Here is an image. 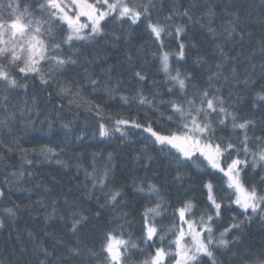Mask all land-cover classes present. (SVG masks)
Segmentation results:
<instances>
[{"label":"snow or ice","instance_id":"6c2138e0","mask_svg":"<svg viewBox=\"0 0 264 264\" xmlns=\"http://www.w3.org/2000/svg\"><path fill=\"white\" fill-rule=\"evenodd\" d=\"M181 8L172 4L163 18L159 14L154 18L156 0H0V129L10 132L17 114L20 117L33 112L40 114L34 93L31 103L25 99L23 104H11L10 100L13 93L19 95L18 90L27 96L30 83L35 87L38 82L47 94V102H55L53 111L57 116L73 107L92 114L97 121L93 138L97 135L110 138L116 133L126 137L128 127L147 133L146 139L169 158V165L176 173L173 179L178 185L183 186L192 168L202 174L199 183L205 197V208L197 214L198 205L192 197L180 198L178 206H173L157 183L148 179L133 181L134 198L139 195L146 201L139 213L137 236L129 230L132 222L122 210V205L127 203L125 186L111 185L112 154H108L102 168L96 163L99 154H93L91 171L83 169V188L89 199L99 190L101 195L95 196L97 210L86 215L65 197L67 216H57L54 201L52 212L44 217L45 222L58 219L73 241L68 244L46 232L54 240L53 251L38 243L33 247L35 258L26 264H221L219 255H225L240 243L241 236L235 233L242 234L244 226L254 218L264 221V59L260 64V78L255 79L256 65L251 63L255 52L246 57L251 72L241 66L240 53L230 54L232 50L226 51L224 44H216L210 57L202 54L197 43L187 39L188 23H177L178 17H186L188 22L193 20L190 8ZM204 15L213 17L215 12L209 7ZM115 26L122 30L125 26L129 30L143 28L150 47L141 45L134 52L129 51L126 71L138 84L147 83L149 76L144 64L150 58L163 73L162 83L153 80L150 95L142 89L125 95L121 93L119 81L112 86L101 85L87 69L83 79L92 92L102 90L109 99L119 96L122 104L144 109L142 121L107 114L102 105L82 94L84 86L79 81L61 82L68 73L86 63L82 49L88 44L108 37L120 39ZM238 28L239 25L230 23L224 29L225 42L237 36L238 42H242L251 36L250 32ZM207 30L215 38L216 30L210 26ZM258 43L264 58V39ZM140 60L143 64L137 63ZM105 74L111 79L110 70ZM225 89H228L227 95ZM244 100L249 102V115L242 114L239 107ZM153 115L157 116V128L153 127ZM45 120L51 135L57 121L48 116ZM28 124L34 126L35 121L29 119ZM71 125L72 121L60 122L65 137L72 132ZM85 136L81 132L75 139L83 141ZM13 143L21 153V168L23 164L34 163L29 158L30 152L43 157L35 163H51L54 159L62 168L68 167L66 161L58 158L64 150L60 143L44 144L38 149L20 147L18 139ZM5 147L13 151L7 144ZM145 156L153 159L147 151ZM75 167L78 176L81 165ZM24 174L21 170L9 175L19 179ZM87 181H91L90 186ZM13 182L5 177L4 185L10 187ZM5 197V190L0 187V199ZM233 205L243 219L232 216V222L225 225L224 213ZM169 208L172 209L171 226L166 227L162 221L169 219ZM108 209L113 215L111 219H104L103 213ZM19 210L20 206L13 203L4 207L2 213L10 219ZM93 220L98 247L89 246L81 238L82 231ZM3 226L4 220H0V227ZM58 245L63 250L56 255ZM133 256L141 259L133 261ZM247 264H264V253Z\"/></svg>","mask_w":264,"mask_h":264},{"label":"trees","instance_id":"16d2710c","mask_svg":"<svg viewBox=\"0 0 264 264\" xmlns=\"http://www.w3.org/2000/svg\"><path fill=\"white\" fill-rule=\"evenodd\" d=\"M6 2V0H5ZM264 3L262 0H258L257 4L253 5L251 2L248 4V6L252 7V9L249 11L250 15L246 18V21L249 22V25L251 28L252 26L254 27L253 31L256 33H259V31H262L264 34V15L257 10L258 4ZM209 5H212L213 2L206 3ZM171 5V4H170ZM166 2L162 3H157V9H156V14L162 13V15H166L168 12V7L170 6ZM177 6H182L181 10L183 8H190L191 13L196 10L197 6L194 2L192 3H186V4H176ZM235 14L237 13L234 11ZM155 14V13H154ZM216 17L219 22L220 26L224 25V22L219 19L216 16V13L213 17H207L203 14V28L205 29V32H208V25L211 27V23L206 22V18H208L210 21ZM263 17V18H262ZM186 18V17H185ZM187 20V18H186ZM186 20L183 18H177V23L181 21V23H185ZM216 21V28L212 25V28L216 30V33H219V25ZM257 21V22H256ZM231 24H233L231 22ZM242 28V26H240ZM142 28V27H141ZM137 29V33L140 32V29ZM242 29H246V27H243ZM114 30L116 31V34L120 36V39L118 41L113 40L111 37H108L107 39H102L96 43L88 44L83 51V57L82 59L86 61V63H83L82 66L87 69V73L90 74L93 78L98 79L99 76H102V80L100 81L103 82V84L107 83L109 86H112L113 84L116 83V81L120 82L121 86V93L125 95H131L134 94V88H138L139 85L144 86L142 90L146 95H150V92L152 90V83L151 79L149 77V81L147 83H140L138 84L131 76L130 73L126 71L127 69V56L129 51L134 52L135 48L141 46V45H148L150 47V42L145 41L144 35H137L135 33V29L131 30V33H128L127 26H125V29H120L119 26H115ZM125 33L127 34V39L125 38ZM142 34V33H141ZM209 35H212L210 32L208 33ZM141 36V41L137 42V38ZM218 40L215 43L219 44H224L225 45V50L231 49L232 52L230 54H237L240 53V61H241V66L243 68H248L245 66L246 63V57H248L251 53L250 48L248 47V50L245 52L240 48L241 46L236 43V40L238 41V36L236 39H230L225 42V39L221 36H217ZM201 51L202 54H205L206 56L210 57L214 51L215 45L211 48V50H207L205 48V43L203 42H198L195 41ZM243 47V46H242ZM246 47V46H244ZM259 49L257 50V52ZM148 58V57H146ZM259 58H262L261 55L256 56L255 58L251 60V63L257 64L259 63ZM209 62L211 60L209 59ZM138 64H143V60L137 61ZM158 67V65L153 62L149 58V63L144 64V67ZM81 67V66H80ZM125 69V71L123 70ZM106 70H110V75L111 79H109V76L105 74ZM122 70V71H121ZM249 71V69H248ZM121 74L125 75V78L121 76ZM83 75L81 74L79 67L75 68L72 72L68 73L67 76L63 77L61 82L63 83L64 80H69V81H79L84 87L83 91L84 92H89L90 91V86H88L87 80L83 79ZM206 78V76L204 77ZM124 86V89H123ZM51 90V89H50ZM19 95L16 93H13L11 95V104H17L15 102L20 101L23 103L25 99L31 103V97L32 94L38 93V94H46L44 91L40 89L38 86H32L30 83L29 89H28V95L25 96L23 90H18ZM228 89H225L224 94L227 95ZM119 98V96H117ZM102 107H104L105 112L107 114L111 115H116L119 114L121 117L126 118V119H135L138 121H142V118L144 117V109L138 108L135 105H124L121 103L120 100L115 99L114 102H110V99L108 96L104 93L103 100L101 102ZM75 108V107H73ZM72 108V109H73ZM77 111V110H76ZM134 111H139L136 114H133ZM161 111H163V108H161ZM62 116L65 117H57V114L54 111L51 110H46L43 114V117L45 119V116H48L49 119H54L59 122H67L70 121L68 117L73 116L71 111L68 109H64L61 114ZM77 114H75V118L77 119ZM158 115V114H157ZM80 118L81 121H84L83 127H79L77 129H72V132L69 133L66 137V142L65 139H61L59 137L54 136L49 138V140L44 141L41 139V136L36 134L31 128H25L24 125L27 120L30 119V113L27 114L26 117H20L19 114H17V120L18 119H25L23 121V131L19 133H15L13 129L9 132L7 129H0V140L3 141V143H0V187H3L5 192H6V197L4 199H0V211L2 212V209L6 206H12L13 203L18 204L20 206V210L17 212L18 215L22 216L23 219H26L27 216H31L34 224L31 226H24L23 224L17 223L15 221V215L12 218H3L4 224L6 225V230L4 231L5 234L1 233V236H5V240L3 241L5 246L7 245L8 247H15L17 241L13 240L12 238H9V233L13 232V234H18L21 236L23 233V237L29 238L28 243L30 241L34 244L35 239H33V234L37 230V226L35 225V222L37 221L41 225L46 226L48 222H45L44 219V213L46 211H52V202L51 198L49 197L50 194H52L53 197V202L56 201V207L58 209V213H61L65 217L67 216V209L68 205L64 203L65 197L75 206L78 207L79 210L84 211L86 215H89L94 211V209H90V206L93 203V200H90L88 198H83L80 197V194L76 192V187L80 184V180L82 178L85 179L84 177V168H87L89 171H91V164H92V156L93 154H99L96 158V163L97 167L100 165V161L102 160L105 162V160L102 158L103 153H106L108 156L109 153L112 154V158H117L122 160V155L121 153L124 152L122 150V145L124 144L125 141H134L135 143H140L144 145V147H148L147 150V155H152L153 159L157 163H162L168 168H171L172 171L173 168L172 166L169 165V158L166 157L164 154L159 153L157 151L158 146H154L151 144L149 140L146 139L147 133H144L145 135L141 136V134L137 133L138 130L140 129H135L128 127L126 129L127 131V136L126 137H121L119 133H116L114 136L110 138H100L98 135L93 138L92 133L96 128L97 121L96 119L92 116V114L85 112H80ZM151 120L153 122V127L157 128L159 127L156 124L157 116L153 115L151 116ZM161 124H163V120H161ZM56 127L65 133V130L60 129V124H57ZM12 128V124H11ZM18 135V141H19V146L23 147L24 149H32V148H39L40 146L44 144L51 143L53 145L60 143V146L63 147V152H60V156L58 158L63 159L64 161L67 162L68 167L67 168H62L60 165H57L55 163V160L51 163H35L36 160H42L43 157L37 156L35 152H30L29 153V158L34 160V163L32 165H27L23 164V168H21L22 165V160H21V153H15L12 154L8 151V148L5 147V144H7L9 147L12 146H17V144H14L13 141L16 140L14 137V133ZM81 132H85L86 136L83 141H77L75 137L79 135ZM59 151V149H57ZM128 151L125 156V161H131L132 159L136 160L137 162H146L147 159L143 158L145 154V151H138V150H131L128 149ZM135 152L136 155L133 153ZM157 157L156 158H154ZM12 159L11 165L12 168L8 169L5 168L3 169V159ZM2 164V165H1ZM79 164L81 165V168L79 170V175L77 176V169L76 165ZM131 164V163H130ZM44 168V169H42ZM147 174L150 176L152 174H162L161 171H159L158 166L154 163L151 165V167H147ZM23 170L24 171V176L16 179L14 177H11L9 174L12 172H19ZM31 172L32 175H28V173ZM192 173H199L195 168ZM5 177H8L9 179H12L14 182L13 184L8 187L4 185V180ZM164 178V175H163ZM159 185V182H155ZM169 183L167 179H163L161 183V187L165 188L168 187ZM100 192L96 190L95 196H100ZM101 199L103 200V197L101 196ZM84 201V202H83ZM39 202V203H38ZM24 204V205H23ZM178 206V205H177ZM140 209L142 208L141 205H139ZM197 211V209H196ZM235 212V211H234ZM3 214V213H2ZM237 214V212H235ZM113 214L106 213V218L105 219H111ZM223 216V222H224V217ZM227 217V216H226ZM238 217L240 219H243L242 216L239 215ZM258 219L256 220L257 223ZM28 223V220H25V224ZM90 224H92V227L89 229L88 233L84 229L81 233V238L87 243L89 246H92L93 244H96L98 247V241H97V227H96V221L93 220ZM218 230H222V228H219ZM244 233H235V235H240L241 240L240 243L237 247L232 248L231 250H235V252L240 251V256H245L244 254L247 253V250L250 245H247L243 242L244 238L247 237L248 232H256V230L252 229L250 227V224L246 226L244 229ZM26 233V235H24ZM52 236L56 237L57 239L63 240V241H68L69 239L73 238L71 237V234L69 233H62L59 230H52ZM245 236V237H244ZM50 237V236H48ZM244 237V238H243ZM47 238V237H46ZM52 238V237H51ZM254 239H257L260 241L259 243H256L254 245V248H250L251 250H257L262 247H264V235L258 233L254 237ZM31 244V243H30ZM43 247L48 248L49 251L52 250V246L49 247V245L45 244L42 245ZM30 248V247H29ZM28 248V249H29ZM31 248L33 249V246L31 244ZM57 248L61 250L62 246L59 245ZM11 252L14 255H18L23 253L22 251L18 250V248H14L11 250ZM28 254V251H27ZM219 255V260H220ZM245 259V258H242ZM221 261V260H220ZM19 264V263H17ZM20 264H24V262L21 261ZM222 264V262H221ZM232 264H237V262H234Z\"/></svg>","mask_w":264,"mask_h":264},{"label":"bare ground","instance_id":"6f19581e","mask_svg":"<svg viewBox=\"0 0 264 264\" xmlns=\"http://www.w3.org/2000/svg\"><path fill=\"white\" fill-rule=\"evenodd\" d=\"M264 1V0H262ZM162 2H166L169 5L171 4H186V3H192L194 2L197 6L196 10L193 11L191 13L193 20L192 22H188L186 20V18H183L184 20H186L185 23H188V37L187 39H191L193 41H198V42H203L205 43V48H207V50H211V48L217 44L215 43L216 41L214 40H218L217 36H221L224 39L227 37V33L224 31L225 28H227L229 26V24L232 22L233 24H237L239 25V28H241L240 26L246 27V29H243L246 33L250 32L251 36H246L245 40L242 42H238L236 40V43H238L241 47V49L245 52L246 50H248V47L250 48L251 52H255V55H258L257 50L259 49V41L264 39V34H258L256 32L253 31L254 27L252 26V28L249 25V23H247L246 18L248 17V15H250V10L252 9V7L248 6V4H250L251 2L253 3V5L257 4L258 0H156V4L157 3H162ZM209 2H213L212 5L206 4ZM211 7L213 9V11L216 13V16L221 19L224 22L223 26L219 25V22L217 21L218 19L216 17H214L211 21L206 18V22L207 23H211L215 28H216V21L219 25V33L215 36V38H213L212 35H209V32H205V29L201 26L203 25V14L205 12H207L208 8ZM257 10L259 12H261L264 15V3H260L258 4ZM236 11L237 13L235 14ZM156 13L154 14V18H155ZM160 18H163L164 15H162V13L159 14ZM263 18V17H262ZM264 19V18H263ZM178 23H181V21H179ZM211 25V28H212ZM210 25H208L209 27ZM238 28V30H239ZM135 33L137 35H144L145 41H148V37L147 35L144 33L143 28L140 29V33H137V29L134 30ZM128 33H131V30L128 29ZM141 36H139L137 38V42L141 41ZM239 40V38H238ZM219 44V43H218ZM243 46V47H242ZM246 46V47H244ZM172 47H175V44L173 43ZM262 59L264 58H259V63L258 66L256 64V68H255V79H259L260 78V64L262 62ZM249 64V60H246L245 66L248 67ZM147 71H148V76L151 79V83L153 80L157 81V82H161L163 81V73L158 71V67H146ZM249 71L251 72L252 69L248 68ZM79 70L81 72V74L84 76L85 75V68L83 66L79 67ZM123 70L125 71V69L123 68ZM122 71V70H121ZM128 72V71H127ZM129 73V72H128ZM121 76L123 78H125L124 74H121ZM100 79L102 80V76L98 77V80L100 81ZM101 85H103V82L100 81ZM144 86L139 85L138 88H134L133 90H137V89H142ZM124 89V86H123ZM161 91H163V88H161ZM88 100L93 101L94 103L97 104H101L103 97H104V92L101 91H96V92H92L91 87H90V91L89 92H84L82 93ZM36 95V99L38 101V106L40 109V114L37 115L35 112L30 113V119L35 121V125H30L28 124V120L26 121L25 125H24V129L25 128H31L36 134H38L39 136H41V139L44 141L49 140V138L56 136L59 137L61 139H66L65 137V133L60 131L56 125L60 124L59 121H57V123L54 126V130L52 132L51 135L48 134V124L47 121L44 119L43 114L44 112L48 109L53 111V103L55 102H47V94H38L35 93ZM116 100H119L118 97L115 98ZM115 99H110V102H114L115 103ZM19 104H23L20 101H17L15 103ZM66 103V101H65ZM131 106V105H128ZM239 107L241 108V112L244 115H249L250 114V105L248 100H244L241 102V104L239 105ZM77 110V111H76ZM71 113L73 114V116L68 117L70 121H72V129H77L79 127H83L84 125V121H81L80 118V112H83L85 114V111L83 110V108L81 109H76L73 108L70 110ZM77 112L79 113L77 116V119L75 118V114H77ZM139 111H134L133 114L138 113ZM61 114V113H60ZM57 117H65L60 115ZM257 119H259V116H257ZM25 119H16V121L14 123H12V128L13 131L15 133H19L23 131V121ZM13 132V133H14ZM14 133V134H15ZM137 133L141 134V136L145 135L144 132H142V130H138ZM259 130H257V135H259ZM15 139H18V135L15 134L14 135ZM122 160L117 159V158H112L111 161V166L113 167V171H112V175H111V185L112 186H121L124 185V192H125V200H126V206L122 205V210L124 212L128 213V218L129 220L132 222V227L129 229L130 231H133L135 233V235H139V226H140V218H139V213L143 210L142 205L146 203L145 200H143L139 195H136L134 198V194H133V189H132V184L133 181H135L136 183H139L142 180H151L152 182H159V185L161 186L162 180L163 179H167L169 186L162 188V194L165 196V199L169 201L170 204H172L173 206H177V200L180 198H184L185 196H190L194 199L195 202H197V214L199 213L200 210L205 208V205L203 203L205 197L202 194V190L200 188V177L202 176L201 173H192L191 171H193L194 168L190 169V176H185V183L183 184V186L178 185L175 181H174V177L176 175L175 171H172L171 168H168L167 166H165L164 164H160L157 163L154 159L152 160H148L145 156V154L143 156H145L143 158L147 159L146 162H137L136 160L132 159L130 162L127 161H123L125 160V156L126 153L128 151V149L131 150H138V151H147L148 147H144V145L140 144V143H135L134 141H125L124 144L122 145ZM13 149V151H11L10 153L15 154L18 153L19 151L16 150L17 147L16 146H12L11 147ZM135 155L136 153L133 152ZM153 155V154H152ZM151 155V156H152ZM104 160H106L107 155L106 153H103V157ZM154 158L157 159V157L154 156ZM158 160V159H157ZM11 161L12 159L8 158V159H3V169L5 170V168L11 169L12 165H11ZM104 163L102 160L100 161V165H98V168H102L104 166ZM131 163V164H130ZM156 164L159 168V171L162 172V174H152V175H148L147 174V167H151L152 164ZM2 165V164H1ZM44 169V168H42ZM164 175V178H163ZM85 182V179L82 178L80 180V184L76 187V192L80 194V197L83 198H88L89 196L86 193V190L83 188V183ZM87 183L89 184V186L91 185V181H87ZM190 189V190H189ZM99 192V190H98ZM49 197L51 198V202L53 204V197L52 194L49 195ZM93 203H91L92 205L90 206V209H94V211L92 213H94L97 210V201L95 199V197H93L92 199ZM84 202V201H83ZM100 202L102 203L103 200L101 199ZM24 205V204H23ZM139 205H141V209L139 207ZM52 210V209H51ZM172 209L169 208L168 210V215H169V219H164L162 221L163 225L166 227H170L171 226V220H170V214H171ZM237 212V214H235V212ZM52 211H46L44 213V217L46 215V213H50ZM240 212V210L238 208H236V206H232L231 209H229L228 211H226L224 213V215H226L224 217V224L227 225L229 223H231V217L232 216H236L237 220H240V218L238 217V213ZM106 213L109 214H113L111 209H108L107 211H105L103 213V218H106ZM62 215L61 213L57 212V216ZM4 214H2V212L0 211V220H3L4 218ZM258 218V217H257ZM257 218H254L251 222L247 223L246 226H248L250 224V227L254 230H256V232H248L249 234H247V237H243L244 240L243 242L247 245H250L247 253L244 254L245 256H240V251L235 252V250H231L230 252L226 253L225 255H221L220 256V260L222 262V264H232L234 262H237V264H247V262H250L253 258H255L256 256L261 255L262 253H264V247L260 248V249H255V250H251L250 248H254V245L256 243L260 244V241H258L257 239H254V237L256 235H258V233L264 235V221H261L260 219H258L257 223L256 222ZM5 219H7L5 217ZM25 220H28V223L25 224ZM15 221L17 223L23 224L24 226H31L34 224V221L32 219L31 216H27L26 219H23L22 216L20 215H16L15 216ZM48 224L46 226L41 225L40 223H38L37 221L35 222V225L37 226V230L34 232L33 234V239H35L34 244L30 241V243L32 244V246L34 247L35 245H37L38 243L41 245H49L52 246L54 243V240L51 237H48L47 235H45V233H52V230H59L62 233H67V235L69 234V232L67 231V229L64 228V225L62 222H60L58 219H51L49 221H47ZM244 226V228L246 227ZM92 227V224H89L86 228H84L86 230V232L88 233V231H90L89 229ZM6 230V225L4 224L3 227H0V264H17V263H21L24 262V264H26L27 261H31L35 258V254L33 253V249L31 248V244L28 243V239L26 237H23V233H21L22 235L19 236L17 233L13 234V232L9 233V238H12L13 240L17 241L15 247H8L7 245L5 246L4 244V240H5V236L2 234H5ZM244 233V230H243ZM26 235V233L24 234ZM47 237V238H46ZM28 242H27V241ZM72 239H69L68 241H65V243H72ZM165 244H167V241H165ZM59 246V245H58ZM57 246V247H58ZM30 247V248H29ZM14 248H18V250L22 251L23 253L21 254H16L14 255L11 250ZM29 248V249H28ZM28 251V254H27ZM53 251V249L51 250ZM60 252V249L57 248L55 254L58 255ZM233 253H235V255H233ZM245 258V259H242ZM138 259H141L140 257H136L133 256L132 260L136 261Z\"/></svg>","mask_w":264,"mask_h":264},{"label":"rangeland","instance_id":"374dc122","mask_svg":"<svg viewBox=\"0 0 264 264\" xmlns=\"http://www.w3.org/2000/svg\"><path fill=\"white\" fill-rule=\"evenodd\" d=\"M82 21H83V18H82ZM257 22V21H256ZM247 23H249V22H247ZM258 34H262V31H259V33ZM258 53H259V55H260V52L258 51Z\"/></svg>","mask_w":264,"mask_h":264}]
</instances>
